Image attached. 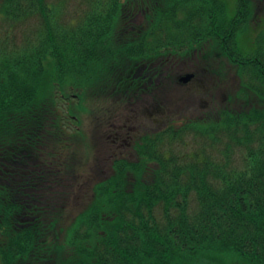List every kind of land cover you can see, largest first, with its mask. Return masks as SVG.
<instances>
[{
	"label": "trees",
	"instance_id": "1",
	"mask_svg": "<svg viewBox=\"0 0 264 264\" xmlns=\"http://www.w3.org/2000/svg\"><path fill=\"white\" fill-rule=\"evenodd\" d=\"M246 1L80 0L70 15L69 0H0V21L30 24L0 33V264H264V26ZM195 50L240 76L231 104L146 139L152 172L85 174L70 88L121 107L124 80L161 54L164 100L169 55ZM190 131L199 145L174 150Z\"/></svg>",
	"mask_w": 264,
	"mask_h": 264
},
{
	"label": "flooded vegetation",
	"instance_id": "2",
	"mask_svg": "<svg viewBox=\"0 0 264 264\" xmlns=\"http://www.w3.org/2000/svg\"><path fill=\"white\" fill-rule=\"evenodd\" d=\"M246 2L251 4V9L253 11L251 19L253 23L264 26V0H247ZM247 10H249L248 6ZM209 42L211 43L210 40ZM210 46V44H207L204 48ZM188 60L189 65L178 61H176V63H172L171 65L178 73L184 72V76L189 74L185 77V80H182L181 82L178 81L179 85H181V89L182 87L187 86V84L198 85L200 83H205L207 80L209 82L208 87L204 88V94H208L209 100L205 101L203 106L202 104H196L191 100L192 103L190 105V109L192 111L195 110V114L190 117V120L194 117L206 118L209 115L220 112L224 106L226 107L229 105L230 95L226 90L225 84L220 81V76L209 73V70L206 68L208 64L207 60L205 61L199 59L198 57L194 59L189 57ZM209 60H211L214 65H219L222 62L221 59H219L220 61H217L215 58H212V56ZM162 63L163 60L160 58L156 60L154 64L148 65L146 63L139 70V75H134L132 77L128 75V79L126 78L125 88L127 99L124 106L126 109L132 108L133 111L139 107H144L147 113L144 116L145 119L142 120L141 123L137 122V115L127 118L128 123L124 125L123 130L118 131L113 135L115 139H121L122 142L115 145V147L110 146V148L106 150L107 158L114 156V154L110 151L111 149L112 152L116 154L117 158L122 157L128 160L130 159L136 161L139 158L140 153L146 152L143 147L144 140L146 138H151L153 135L159 134L169 125L177 122L178 119H175L174 114H167L164 118H162V116L160 118L157 117V114L162 115V107L168 102L173 105L175 113H179L177 110L178 106L183 105L181 109L185 107V102L179 103L176 99H173V102H171L170 99L167 101L166 98V102L163 100V84L159 79L162 70ZM169 63H171L170 60ZM181 77L182 75H180V79ZM237 80L240 81L238 77ZM169 82H171V80ZM185 89L190 91L191 88L188 87ZM207 90L209 91L207 92ZM166 93H169V91H166ZM182 99L183 97H180L178 98V101ZM134 122H136V124H133Z\"/></svg>",
	"mask_w": 264,
	"mask_h": 264
},
{
	"label": "rangeland",
	"instance_id": "3",
	"mask_svg": "<svg viewBox=\"0 0 264 264\" xmlns=\"http://www.w3.org/2000/svg\"><path fill=\"white\" fill-rule=\"evenodd\" d=\"M53 1H56V0H53ZM227 1H229V3H230L229 8L230 9L234 8V1L233 0H227ZM79 2H80V0H69L68 9H66L68 11H66L65 14L71 15V14H73V12L75 10H78ZM84 5L85 4L83 3L82 6H84ZM71 17L74 18L76 16L74 15ZM67 18H69V16ZM31 22H32L31 28H32V30H35L34 20H32ZM29 28H30V24H27L25 27H20V26L19 27H11L8 23H6L4 21H0V33H5L7 30H17V33H19L17 38H20L21 34L24 32V30H28ZM234 72L235 71H233V73ZM208 85H209V82L207 80L205 83H200L198 85H196V84H189L188 85L187 84V86H185V88L190 87L191 88L190 91L184 90V89H182L184 91L180 90L179 93H181L183 95V101L182 102H185L184 103L185 107L183 109H181V107L183 105L178 106L177 110L179 113H175L173 109L171 110V114H174L175 119H179V118L185 119L188 117H192V115L195 114L194 113L195 110L192 111L190 109V105H191L192 101H194L196 104H199V105L202 104V106H203L205 101L209 100L208 94L207 93L204 94V88L208 87ZM234 85H235V79L233 78V75H232V78L225 83L226 90H230V89L234 88ZM208 91L209 90H207V92ZM75 92H76L75 89L70 88V94L73 97L71 99L72 103H73L72 108L77 112V114L80 113L79 115H81L82 128L85 129L86 131H88L93 136L90 139L91 144L95 145L97 142V136L98 135L100 136L101 134H103V137H105L106 139L109 136H110L109 139H111L112 134H114L116 131H120L122 129V127H120L121 128L120 129L119 127H115V126L125 125L127 123L126 119L131 116L129 114H132V116H133V114L137 115V119H138L137 122L138 123H141L142 120L145 119L144 116L147 113V111H145L142 108L136 109L135 111H133L132 109L130 111H126V110H123L124 108L122 110L117 109L114 113L115 114L117 112H119V113L116 114L115 116L113 115L114 118L111 120L110 127L100 126V128H97V130H96L97 133H96V131H94L93 128L97 125V114L101 111V106L98 104H100V97H102V96L98 97L97 94L86 96L84 99V102H83V106H85L86 108L80 109L79 104H81L82 101L79 103L80 100H78V98L75 96ZM85 92L86 91H82L83 95H85ZM175 98H177V96ZM99 106H100V108H99ZM180 111H181V113L183 112V114H180ZM168 113H169L168 109H164L162 112V115L157 114V117L160 118L162 116V118H164V116ZM133 124H136V123L134 122ZM131 125H132V123H131ZM128 126H129V124H128ZM79 132L81 133V131H79ZM80 133H78V134H80ZM121 137H123V136H121ZM186 139H187L188 143H190L189 147L186 148L183 145L181 146V145L175 144V145H173V149L176 151L186 152L188 149H192L193 147L199 145V143H195V141H198V139L195 138V134L193 131H190V133L188 134ZM216 146L217 147H214L212 149L214 155L220 154V152L218 150V148H220V146L219 145H216ZM167 148H169V147H167ZM96 149H97V146L95 147L94 152H96ZM90 154H91L90 157L89 158L87 157L85 160L86 161L85 162L86 168L84 167V170H86L85 174H87L88 171H90V173L92 175L91 178L96 180V179H99L100 177L104 176L105 172L109 170V163H105V162L99 163L98 161L94 160L95 158L92 155L93 153H90ZM239 156H240L239 154H235L233 156V161L238 162L237 163L238 166H240ZM98 166L101 167L102 171L104 170V172L94 174L93 172L96 168H98Z\"/></svg>",
	"mask_w": 264,
	"mask_h": 264
}]
</instances>
